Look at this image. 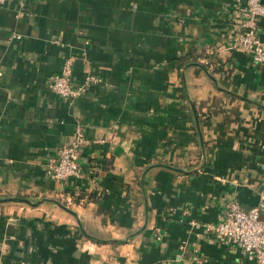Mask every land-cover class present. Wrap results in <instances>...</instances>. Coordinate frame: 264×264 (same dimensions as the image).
Wrapping results in <instances>:
<instances>
[{
	"label": "crops",
	"instance_id": "1",
	"mask_svg": "<svg viewBox=\"0 0 264 264\" xmlns=\"http://www.w3.org/2000/svg\"><path fill=\"white\" fill-rule=\"evenodd\" d=\"M25 1L0 5L2 264H256L213 231L264 199L247 0ZM70 58L76 84L94 78L74 101L50 87ZM78 130L83 174L58 182Z\"/></svg>",
	"mask_w": 264,
	"mask_h": 264
},
{
	"label": "built area",
	"instance_id": "2",
	"mask_svg": "<svg viewBox=\"0 0 264 264\" xmlns=\"http://www.w3.org/2000/svg\"><path fill=\"white\" fill-rule=\"evenodd\" d=\"M10 0H0L5 5ZM21 7L25 0H17ZM264 18V0H247V20L245 30L238 36V45L248 52L253 64L264 62V42L257 36L256 20ZM94 78L88 76L81 84H76L73 76V60L67 59L61 71L50 80L51 89L64 99L76 100L91 85ZM87 143L81 130L76 132L74 139L61 147L57 158L49 164L50 176L61 183L72 178L81 177L83 172L77 160L79 150ZM262 190L264 191V164L262 170ZM264 197V193L262 194ZM213 231L221 241H227L231 247L237 248L244 261L264 264V199L248 210L243 209L237 202H230ZM0 264L2 256L0 254Z\"/></svg>",
	"mask_w": 264,
	"mask_h": 264
},
{
	"label": "trees",
	"instance_id": "3",
	"mask_svg": "<svg viewBox=\"0 0 264 264\" xmlns=\"http://www.w3.org/2000/svg\"><path fill=\"white\" fill-rule=\"evenodd\" d=\"M196 58H193L192 56H183L179 58L170 59L168 61V67L171 69H178L181 70L186 65L196 63ZM206 69H209V64L203 65ZM79 199H82L79 197Z\"/></svg>",
	"mask_w": 264,
	"mask_h": 264
},
{
	"label": "water",
	"instance_id": "4",
	"mask_svg": "<svg viewBox=\"0 0 264 264\" xmlns=\"http://www.w3.org/2000/svg\"><path fill=\"white\" fill-rule=\"evenodd\" d=\"M184 71L185 70H183V73H184ZM211 76V78L213 79V80H215V81H217L216 79H215V77H213L212 75H210ZM12 200H15L14 198H1L0 199V203L1 202H7V201H12ZM21 201H25V202H29L28 200H26V199H20Z\"/></svg>",
	"mask_w": 264,
	"mask_h": 264
}]
</instances>
